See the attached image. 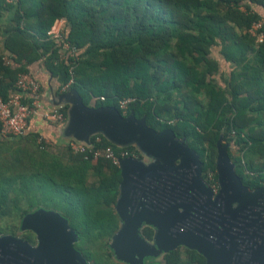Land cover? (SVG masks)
<instances>
[{"label":"trees","instance_id":"1","mask_svg":"<svg viewBox=\"0 0 264 264\" xmlns=\"http://www.w3.org/2000/svg\"><path fill=\"white\" fill-rule=\"evenodd\" d=\"M253 6L264 11V0H0V13L11 14L3 29L11 63L0 53V97L8 99L18 75L41 61L52 75L63 70L64 83L72 79L68 89L85 105L95 98L96 108L122 114L120 101L132 99L126 116L184 139L200 158L202 178L215 172L220 141L242 185L257 189L264 181V40L257 43L248 32L262 19ZM59 21L65 29L57 41L51 30ZM217 46L226 62L239 65L229 74L231 91L214 78L219 64L210 54ZM39 138L0 135V219L12 207L16 217L58 213L76 233L85 260L107 264L99 255L92 259L83 244L117 233L120 218L112 207L122 180L119 167L104 158L85 159L68 145L64 159L48 144L39 145ZM91 145L142 157L135 147L101 135ZM163 264L206 261L187 249L184 255L169 251Z\"/></svg>","mask_w":264,"mask_h":264},{"label":"water","instance_id":"2","mask_svg":"<svg viewBox=\"0 0 264 264\" xmlns=\"http://www.w3.org/2000/svg\"><path fill=\"white\" fill-rule=\"evenodd\" d=\"M70 95L79 124L88 131L100 130L118 146L134 141L143 156L153 159L119 161L116 207L128 232L116 233L112 247L128 264H144L148 256L149 248L136 234L143 222L156 228L154 245L164 253L184 246L200 253L206 264H264V185L251 191L242 185L226 146L217 143L219 190L213 195L202 179L199 156L172 130L155 131L113 107L89 109L77 92ZM21 226L37 235V248L1 237L0 264H88L72 246L76 233L58 213L38 210Z\"/></svg>","mask_w":264,"mask_h":264},{"label":"built area","instance_id":"3","mask_svg":"<svg viewBox=\"0 0 264 264\" xmlns=\"http://www.w3.org/2000/svg\"><path fill=\"white\" fill-rule=\"evenodd\" d=\"M264 19L259 20L254 23L248 30L249 34L255 37L257 43H261L264 40ZM51 34L55 40L60 39L58 32H53ZM63 46L69 49V45L64 43ZM72 57L77 58L76 51L72 49L70 54ZM3 61L6 65L11 63V57L5 55ZM70 73H71V69ZM72 79H70L64 86L68 88L72 84ZM16 91L12 93L8 99L4 100L0 97V135L3 138H19L28 133L29 121L34 117H41L48 121H53L54 123H62L65 119L62 107H56L50 111H45L43 109V101L40 98V84L30 73L19 74L15 82ZM103 100V98H100ZM132 99H125L120 101L119 108L122 111V115L126 116L129 103ZM97 142L100 139H96ZM37 143L39 145L48 144L43 138H39ZM69 148L73 153L84 154L85 159H91V161H97L100 158L108 159L112 164L119 166L120 159L127 157H132L137 159L136 156H127L126 154L116 155L110 147L106 148H96L93 146H87L83 144H78L76 142L68 143ZM204 182L210 188L213 195H215L219 190V184L217 180L216 170L215 172L208 171L206 173ZM264 185V181L262 185Z\"/></svg>","mask_w":264,"mask_h":264},{"label":"crops","instance_id":"4","mask_svg":"<svg viewBox=\"0 0 264 264\" xmlns=\"http://www.w3.org/2000/svg\"><path fill=\"white\" fill-rule=\"evenodd\" d=\"M255 10L264 18V11L260 10L258 7ZM10 17L11 14L7 11H2L0 13V53L4 55H7L8 52L4 48L3 29L10 21ZM57 24L58 22L52 28L54 29L53 32H58L62 23L60 25ZM65 57L66 54H62V58ZM28 70L40 84V98L43 101V109L45 111H50L56 107L65 109V119L62 123H54L53 121H48L41 117L32 118L29 121L28 133L43 138L48 143V147L52 150L63 148L70 142L90 146L91 138L97 135H101L108 140L105 134L100 130L92 131V129H89L88 131L84 124H79L75 112L77 103H75L76 101L73 96L70 95L72 90L64 88L65 73L63 70L57 75H52L41 61L28 65ZM95 102V98H92L87 105L84 103L83 105L89 109H95ZM96 139L100 138L97 137Z\"/></svg>","mask_w":264,"mask_h":264},{"label":"rangeland","instance_id":"5","mask_svg":"<svg viewBox=\"0 0 264 264\" xmlns=\"http://www.w3.org/2000/svg\"><path fill=\"white\" fill-rule=\"evenodd\" d=\"M253 7H254V9L257 8V6H253ZM262 19H264V18L262 17ZM57 25H60V27L58 29V33H61L62 31H64L65 28H64V22L63 21L62 22L59 21ZM210 58L217 60L218 64H219V70L214 75V78L216 79L217 83L223 89L231 91V88L228 87L229 86V74L234 69L239 71V65H235L233 63L226 62L224 60V57L221 54V46H217V47H214L212 49V52L210 54ZM127 145L135 147L136 150L141 154L139 147L134 143V141H132L131 143H129ZM123 146H126V145H123ZM52 151L58 153L64 159L67 156V152H66L65 148H60V149L52 150ZM141 156L142 157L140 160L144 161L145 163H150L153 160V159H150L149 157L143 156L142 154H141ZM207 170H208V168L206 169V171ZM202 179L204 180L205 177ZM24 200L27 202L26 198ZM12 209H13V207H12ZM12 209L7 216H4L3 218L0 219V238L5 237V236L13 237V238H16L18 240L24 241L26 244H28L29 246H32L34 248V246H37V244H38L37 235L30 230L22 228L21 223H22V220L25 216L24 217L14 216V212ZM112 210H113L114 214L118 216L116 204L112 207ZM149 229H151V231H152L151 238H149L147 236V231ZM121 231H122V233H125V234H127V232H128V231H124L123 222L119 221L117 233H119ZM136 234H137L138 238L140 239L141 243L144 246L149 248L148 256H146V258H145V260H146L145 263L146 264H163V256L166 253L157 249L154 245L156 228L147 224L146 222H143L142 225L137 230ZM114 242H115V239L113 236L110 238H107V237L106 238H98V239L90 238L83 245L85 246L87 251L90 253V255L93 256L92 259L94 258L95 255H99L100 257H102L104 259V261L107 262V264H128L127 257L120 256L114 251V249L112 247V244H114ZM80 245H81L80 241H77L75 243V246L77 247V249ZM187 249L192 250V249H189V248L184 247V246H178L176 249H174L172 251H179L181 254L184 255L185 252L187 251ZM79 252L84 257V253L82 251H79ZM87 263L90 264L92 262L90 261Z\"/></svg>","mask_w":264,"mask_h":264},{"label":"flooded vegetation","instance_id":"6","mask_svg":"<svg viewBox=\"0 0 264 264\" xmlns=\"http://www.w3.org/2000/svg\"><path fill=\"white\" fill-rule=\"evenodd\" d=\"M30 231H31V230H30ZM28 246H29V245H28ZM37 246H38V244H37ZM37 246H34V248H33L32 246H29V247H31V248H33V249H36ZM72 246H73V248H74L75 250H77V251L79 252V250L77 249V247L75 246V244H72Z\"/></svg>","mask_w":264,"mask_h":264}]
</instances>
